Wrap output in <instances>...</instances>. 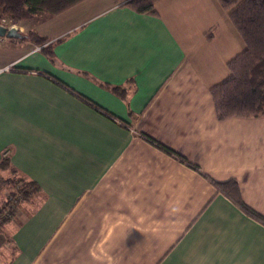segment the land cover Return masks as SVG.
Here are the masks:
<instances>
[{
	"label": "crops",
	"instance_id": "1",
	"mask_svg": "<svg viewBox=\"0 0 264 264\" xmlns=\"http://www.w3.org/2000/svg\"><path fill=\"white\" fill-rule=\"evenodd\" d=\"M155 9L82 0L37 20L55 61L0 37V161L40 187L4 225V264H264V224L211 181L264 215V117L220 120L211 93L245 45L218 0Z\"/></svg>",
	"mask_w": 264,
	"mask_h": 264
},
{
	"label": "trees",
	"instance_id": "2",
	"mask_svg": "<svg viewBox=\"0 0 264 264\" xmlns=\"http://www.w3.org/2000/svg\"><path fill=\"white\" fill-rule=\"evenodd\" d=\"M80 1L82 0H0V24H3L6 19L17 22L33 19L44 20ZM114 1L127 5L137 12L154 14L156 13L155 4L158 0ZM218 2L224 9L229 11V18L245 47L241 53L228 62L229 74L220 83L211 88L217 116L220 120L231 117H264V0H218ZM16 40L21 43L31 42L42 46L43 54L50 60L55 61L54 43L46 44L48 38L38 33L33 27L21 31V36L16 38ZM47 76L83 99L99 112L116 119V116L105 108L79 94L58 78L50 74ZM118 88V86L114 87V90ZM118 92L121 93L122 89H118ZM159 146L187 161L174 150L161 144ZM4 169L12 174H20L12 181L10 197L15 199L22 198L28 202L40 191L38 183L21 174L11 164L7 155L0 161V171ZM211 181L219 192L231 199L248 215L264 224V215L244 202L236 179L227 181L211 179ZM6 203V208L0 210V217L2 215L0 226L11 222L12 219L6 216L9 206L11 207L10 198L6 199Z\"/></svg>",
	"mask_w": 264,
	"mask_h": 264
},
{
	"label": "rangeland",
	"instance_id": "3",
	"mask_svg": "<svg viewBox=\"0 0 264 264\" xmlns=\"http://www.w3.org/2000/svg\"><path fill=\"white\" fill-rule=\"evenodd\" d=\"M37 21V19H33V20H28V21H22V22H17L15 20H9L6 19L3 21V24L11 27V26H15L17 28H20L21 31L27 30L31 27L34 28V23ZM20 175V174H19ZM17 173L12 174L10 172H8V170L4 169L0 171V210H2V208H6V199L10 198V188L12 187V181L15 180L18 176ZM38 193V192H37ZM36 193V194H37ZM36 194L34 196H36ZM33 196V198H34ZM17 202L15 203V206L12 208L11 212H9L10 206L8 208V211L10 213V215H6L11 217V221H17L20 219V212L22 211V213L24 212V205L26 204V201H24V199L22 198H16ZM10 205V204H9ZM2 217V215H1ZM0 217V218H1ZM4 225L0 226V232H3L2 234H0V255H5L4 253L6 252V250H8L9 252L11 251V241H10V235L6 234V232L3 230ZM9 258V255L6 256L4 259L0 260V264H4L5 261H7Z\"/></svg>",
	"mask_w": 264,
	"mask_h": 264
},
{
	"label": "water",
	"instance_id": "4",
	"mask_svg": "<svg viewBox=\"0 0 264 264\" xmlns=\"http://www.w3.org/2000/svg\"><path fill=\"white\" fill-rule=\"evenodd\" d=\"M21 36V29L15 26L8 27L4 24H0V37L9 39L19 38Z\"/></svg>",
	"mask_w": 264,
	"mask_h": 264
},
{
	"label": "built area",
	"instance_id": "5",
	"mask_svg": "<svg viewBox=\"0 0 264 264\" xmlns=\"http://www.w3.org/2000/svg\"><path fill=\"white\" fill-rule=\"evenodd\" d=\"M8 154V151H6V155ZM10 201H11V207L13 208L15 206V203L17 202V200L15 198L10 197ZM12 209L9 210V212H11ZM7 212V215H10V213Z\"/></svg>",
	"mask_w": 264,
	"mask_h": 264
}]
</instances>
